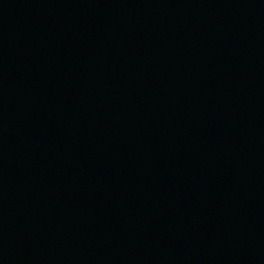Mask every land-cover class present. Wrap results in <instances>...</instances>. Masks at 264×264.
<instances>
[{"label": "water", "instance_id": "obj_1", "mask_svg": "<svg viewBox=\"0 0 264 264\" xmlns=\"http://www.w3.org/2000/svg\"><path fill=\"white\" fill-rule=\"evenodd\" d=\"M0 264H264V0H0Z\"/></svg>", "mask_w": 264, "mask_h": 264}]
</instances>
